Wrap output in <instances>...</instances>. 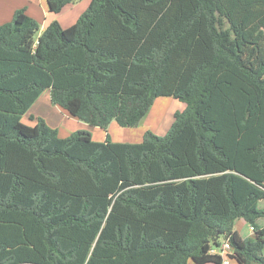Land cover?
Returning a JSON list of instances; mask_svg holds the SVG:
<instances>
[{"label":"trees","instance_id":"obj_1","mask_svg":"<svg viewBox=\"0 0 264 264\" xmlns=\"http://www.w3.org/2000/svg\"><path fill=\"white\" fill-rule=\"evenodd\" d=\"M38 31L22 8L0 24V264H221L224 240L264 264V0H90ZM45 90L103 130L185 107L138 143L60 137L21 121Z\"/></svg>","mask_w":264,"mask_h":264},{"label":"crops","instance_id":"obj_2","mask_svg":"<svg viewBox=\"0 0 264 264\" xmlns=\"http://www.w3.org/2000/svg\"><path fill=\"white\" fill-rule=\"evenodd\" d=\"M73 3L65 7L60 13H66L67 15L59 17L60 13H57L58 16H54L50 14L47 10V3L46 0H0V24H3L5 22H8L11 17L13 12L16 9H24L25 13L35 19L38 24H39V33L52 21L56 20L62 27H68L72 25L76 19H73L71 23L67 24L65 23L64 25L62 24L61 19L64 21V18L69 15V17H72L73 11L70 10L72 9ZM66 9V10H65ZM72 20V19H71ZM39 98V97H38ZM36 99L35 102L29 107V109L26 111L25 114H30V118L34 120L35 118H41L44 120V122L52 127L57 129L58 135L60 137H66L69 134H71L74 130L72 126L69 124L72 116L69 115V113L62 109L61 107L54 105L50 101V95L48 91V98H45L44 101L41 100V98ZM46 108L49 110V113H45ZM150 111V110H149ZM149 113V112H148ZM148 113L143 117L141 120L144 122L146 119V116ZM74 118V117H73ZM76 119V118H75ZM140 121V122H141ZM35 123V121H33ZM33 123V124H34ZM72 123V122H70ZM32 124V125H33ZM79 126H83L82 124H79ZM85 127V126H84ZM119 126L116 124V122L112 121L108 127L105 130H97V135L99 136L98 138L102 139H97V141H103L105 140L106 134H108L110 138V130H116L119 131ZM79 130H84V129H79ZM87 131V129H86ZM91 133L92 139H93V134L91 130H88ZM125 131V130H120V132ZM260 224V223H259ZM261 226H264V224H260ZM234 229L237 231L238 235L241 238H253L254 233L250 231L249 229V224L244 220V219H238L235 222ZM219 255V254H217ZM220 256V255H219ZM206 264H214V263H206ZM221 264H231V262L223 260Z\"/></svg>","mask_w":264,"mask_h":264},{"label":"rangeland","instance_id":"obj_3","mask_svg":"<svg viewBox=\"0 0 264 264\" xmlns=\"http://www.w3.org/2000/svg\"><path fill=\"white\" fill-rule=\"evenodd\" d=\"M90 0H76L73 3L72 10L73 14L72 17L66 16L64 18V21L61 19L62 24L65 23L69 24L73 19H76V17H79L81 13L86 9L88 3ZM66 10V9H65ZM65 12V11H63ZM60 13L59 17L67 15L66 13ZM54 16H58L55 13H50ZM72 19V20H71ZM39 31L36 33L35 37L38 35ZM41 100L44 101L45 98H48V90H45L41 93L39 96ZM38 98V99H39ZM45 102V101H44ZM185 105L183 102L178 101L177 99H174L171 96H161L157 97L154 101L152 106L150 107V111L148 115L146 116V119L144 122L138 123V125L133 127H118L119 131L116 130H110V140L113 142H120V143H138L142 140V136L145 131H151L152 133L163 136L167 133L171 123L173 122V114L176 111H182L184 109ZM46 109L45 113H49V110L44 106ZM70 120L69 124L72 126L74 131H77L79 129H84L87 131L91 130L93 134V140L102 139L101 137L97 135V130H102L99 127H93L89 126L87 123L80 121L75 118L68 119ZM21 121L27 125H32L34 120L30 118V114H23L21 117ZM79 124H82L83 126H79ZM85 126V127H84ZM120 130H125L120 132ZM73 131V132H74ZM260 207H264V200H261L259 202ZM258 223L264 224V216L260 219H258Z\"/></svg>","mask_w":264,"mask_h":264},{"label":"built area","instance_id":"obj_4","mask_svg":"<svg viewBox=\"0 0 264 264\" xmlns=\"http://www.w3.org/2000/svg\"><path fill=\"white\" fill-rule=\"evenodd\" d=\"M249 229L250 231L254 232L253 227L249 225ZM231 248L230 245L228 243V240H224L222 241V243L217 246V247H213L210 249V252L213 254H219L223 260L228 261L227 259V254L230 253Z\"/></svg>","mask_w":264,"mask_h":264}]
</instances>
